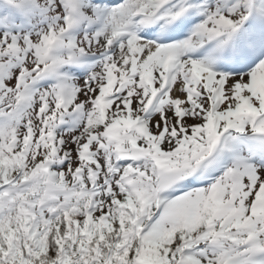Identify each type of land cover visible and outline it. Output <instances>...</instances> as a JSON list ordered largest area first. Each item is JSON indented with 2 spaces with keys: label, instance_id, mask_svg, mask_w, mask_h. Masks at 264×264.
I'll list each match as a JSON object with an SVG mask.
<instances>
[{
  "label": "snow or ice",
  "instance_id": "6c2138e0",
  "mask_svg": "<svg viewBox=\"0 0 264 264\" xmlns=\"http://www.w3.org/2000/svg\"><path fill=\"white\" fill-rule=\"evenodd\" d=\"M0 264H264V0H0Z\"/></svg>",
  "mask_w": 264,
  "mask_h": 264
}]
</instances>
